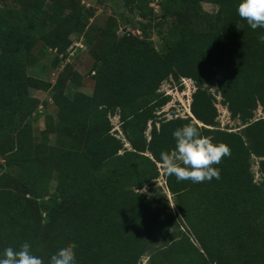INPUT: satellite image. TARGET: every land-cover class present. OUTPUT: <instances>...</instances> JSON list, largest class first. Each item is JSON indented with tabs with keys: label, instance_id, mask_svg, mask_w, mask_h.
<instances>
[{
	"label": "trees",
	"instance_id": "obj_1",
	"mask_svg": "<svg viewBox=\"0 0 264 264\" xmlns=\"http://www.w3.org/2000/svg\"><path fill=\"white\" fill-rule=\"evenodd\" d=\"M49 1L0 8V156L18 182L17 190L0 187V252L28 242L47 262L74 243L78 264H264V118H256L264 109V28L239 17V0H159L157 9L151 0H120L137 14L141 35L120 36L112 19L92 53L93 93L80 91L82 75L66 66L52 87L53 129L38 138L43 113L32 91L51 84L41 79L43 67L29 74L39 64L35 32L53 24L43 51H56L58 69L89 20L76 0H61L63 17ZM203 3L217 11L205 12ZM155 18L180 32L161 51L152 40ZM183 79L196 87L192 116L172 108L169 119L161 112L171 97L161 87ZM217 96L238 131L220 128ZM188 123L229 147L215 166L220 179L178 182L165 174L158 188L160 155Z\"/></svg>",
	"mask_w": 264,
	"mask_h": 264
},
{
	"label": "rangeland",
	"instance_id": "obj_2",
	"mask_svg": "<svg viewBox=\"0 0 264 264\" xmlns=\"http://www.w3.org/2000/svg\"><path fill=\"white\" fill-rule=\"evenodd\" d=\"M65 1V0H64ZM73 1V0H71ZM80 3V6L85 10L87 17L89 18L87 29L82 35L72 36V46L69 50V56L66 57L61 63L58 69L55 68L54 64L57 58V53L55 50H50L48 55L44 54V41L42 36L47 33L52 27V23H48L47 27H39L36 30V35L39 37V42L34 49V54L38 58L39 64L33 65L29 68V74L31 77L36 75L39 68L43 67L42 81L46 85L51 84V88L46 90H33L32 95L40 100L39 111L43 113V117L35 123L34 135L41 138L43 134L51 133L53 126L50 124V119L56 117L57 108L52 101V87L56 85L60 74L66 66L72 67L75 71L82 75V83L78 89L86 94H92L94 90L95 81L92 78L91 70L95 64V59L93 57V51L98 47V43L101 41L102 32L111 23L112 19L117 20L116 30L120 36L124 35L127 31H133L137 35H141L139 30V19L137 14L131 12L127 9L123 2L120 0H76ZM49 11L57 13L59 17L66 15L65 3L61 0H50ZM151 5L158 8L159 0H151ZM13 0H0V8L5 10L6 7H12ZM202 7L207 13H215L217 8L213 5L203 3ZM157 15L160 13L156 12ZM138 19V20H137ZM155 29L152 33V40L155 43L156 48L161 51L166 46V43L174 41L179 37V28L175 25L173 21L168 23L161 22L158 18L153 20ZM70 87V86H69ZM183 87V90H181ZM77 87L71 86V92L73 94L76 92ZM195 83L190 81L182 82V84L176 83L174 80H169L165 82L161 87V92L164 94L168 93L171 97L169 104L164 107L161 113H164L169 119L172 118L170 110L174 108L177 115L180 117L191 116L189 113L190 105L192 103V95L195 92ZM210 90L215 93V87L211 86ZM218 99V109H219V124L221 129H229L233 131H238L240 127L239 121H233L231 119L230 113L227 108L221 105V97L217 96ZM256 118H264V109L260 108L256 113ZM112 123L114 125V132L118 133V137L124 139L121 132V123L119 117L112 118ZM151 130V125L149 126V132ZM54 135H52V138ZM126 146L129 147L127 144ZM253 170L256 174L257 181L261 180L260 173L258 172V159L253 161ZM2 165L4 168H2ZM160 167V177L156 182V187L165 188V170L162 165ZM5 186L9 189L17 190L18 182L16 180V175H8L6 173V166L4 164L3 156H0V187ZM150 191L149 187H145L144 193ZM169 199L171 200V196ZM172 202V200H171ZM172 207L174 205L172 203ZM143 264H147V259H144Z\"/></svg>",
	"mask_w": 264,
	"mask_h": 264
},
{
	"label": "clouds",
	"instance_id": "obj_3",
	"mask_svg": "<svg viewBox=\"0 0 264 264\" xmlns=\"http://www.w3.org/2000/svg\"><path fill=\"white\" fill-rule=\"evenodd\" d=\"M237 12L251 29L264 28V0H239ZM173 137L174 148L160 155V163L167 175H174L178 182L203 183L220 179V169L215 166L231 155L227 145L213 143L194 123L178 128ZM0 264H78L76 245H60L45 262L43 257L33 252L30 243L24 242L19 250L13 247L3 249Z\"/></svg>",
	"mask_w": 264,
	"mask_h": 264
},
{
	"label": "built area",
	"instance_id": "obj_4",
	"mask_svg": "<svg viewBox=\"0 0 264 264\" xmlns=\"http://www.w3.org/2000/svg\"><path fill=\"white\" fill-rule=\"evenodd\" d=\"M187 81H190L191 83H193V81H192V80H189V79H183V82H185V83H186ZM165 95H168V96H170L168 93H167V94L165 93ZM189 113H190V115H191V105H190Z\"/></svg>",
	"mask_w": 264,
	"mask_h": 264
},
{
	"label": "water",
	"instance_id": "obj_5",
	"mask_svg": "<svg viewBox=\"0 0 264 264\" xmlns=\"http://www.w3.org/2000/svg\"><path fill=\"white\" fill-rule=\"evenodd\" d=\"M192 116V115H191Z\"/></svg>",
	"mask_w": 264,
	"mask_h": 264
}]
</instances>
